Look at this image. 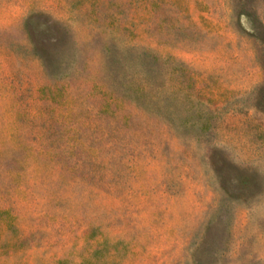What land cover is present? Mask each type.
<instances>
[{
  "label": "rangeland",
  "instance_id": "rangeland-1",
  "mask_svg": "<svg viewBox=\"0 0 264 264\" xmlns=\"http://www.w3.org/2000/svg\"><path fill=\"white\" fill-rule=\"evenodd\" d=\"M0 264H264V0H0Z\"/></svg>",
  "mask_w": 264,
  "mask_h": 264
}]
</instances>
